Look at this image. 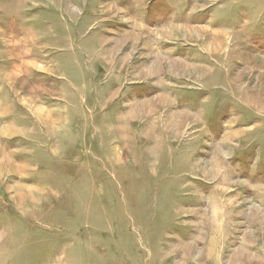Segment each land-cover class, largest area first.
Listing matches in <instances>:
<instances>
[{"label":"rangeland","instance_id":"rangeland-1","mask_svg":"<svg viewBox=\"0 0 264 264\" xmlns=\"http://www.w3.org/2000/svg\"><path fill=\"white\" fill-rule=\"evenodd\" d=\"M0 264H264V0H0Z\"/></svg>","mask_w":264,"mask_h":264}]
</instances>
